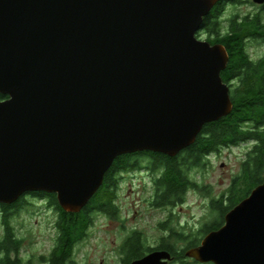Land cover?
I'll list each match as a JSON object with an SVG mask.
<instances>
[{"label": "water", "instance_id": "95a60500", "mask_svg": "<svg viewBox=\"0 0 264 264\" xmlns=\"http://www.w3.org/2000/svg\"><path fill=\"white\" fill-rule=\"evenodd\" d=\"M218 1L0 0V203L40 191L79 212L116 157L174 156L227 115V51L196 38ZM184 254L264 264V181Z\"/></svg>", "mask_w": 264, "mask_h": 264}, {"label": "trees", "instance_id": "16d2710c", "mask_svg": "<svg viewBox=\"0 0 264 264\" xmlns=\"http://www.w3.org/2000/svg\"><path fill=\"white\" fill-rule=\"evenodd\" d=\"M237 3H239L238 0H219L203 18L199 28L207 34L211 44H222L227 51L228 63L221 72V78L229 86L232 101L231 111L216 121L206 123L195 141L174 156L152 151H138L116 157L106 171L100 188L79 212L64 211L59 206L55 194L41 192L45 193L50 203L60 211L57 222V244L49 254L47 264H67V262L72 261L74 247L81 243L87 235V230L93 221L92 214L95 212L104 213L109 217H118L119 206L115 202V191L120 179L117 175L119 172L137 166L140 161H147V168L156 174L153 179L155 191L152 203L156 206L173 205L183 199L184 193L188 189L197 187V183L190 178L192 168L205 165L210 154H215L221 144L236 143L252 136V132L245 127V123L249 121L257 124L264 123V75L260 76L261 80L248 81L249 57L245 40L249 35L262 31V26L259 25L258 18L249 19L248 16H244L241 21L237 22L234 20V15L228 19L229 26H223L222 18L226 7ZM234 76H240V80L237 84H230V79ZM5 98L6 96L0 94V100ZM257 135L262 142L263 152L255 158L254 169L238 177V183H234L233 186L237 188V191H240L243 189L242 184H248L249 182L251 188L249 187L246 190L247 193L243 196L230 191L231 203L226 207L224 215L230 208L246 197L255 184L261 182L264 178L262 173L264 169V132ZM25 194L11 204L0 203L4 214L6 213L3 219L5 236L0 240V252L3 254L0 258V264H36L32 260L23 261L17 256L21 240L16 237L13 227L6 218L10 208L24 203L23 196ZM216 199L211 200V207L216 203ZM217 200H220V198ZM224 215L218 223L214 221L206 223L198 233L191 236H183L170 228L168 239L162 238L156 248L147 246L139 231L131 230L119 248L122 264H129L130 261L140 258L155 249H167L175 256L177 261L184 262L187 257L184 254L185 250L197 246L202 239L197 234L204 236L209 231L219 228L223 224ZM167 226L163 225V227ZM185 239H187V243L184 247L177 248L175 242L178 240H184L185 242Z\"/></svg>", "mask_w": 264, "mask_h": 264}, {"label": "rangeland", "instance_id": "374dc122", "mask_svg": "<svg viewBox=\"0 0 264 264\" xmlns=\"http://www.w3.org/2000/svg\"><path fill=\"white\" fill-rule=\"evenodd\" d=\"M251 10L246 0L228 5L222 18L223 26H229L228 19L232 15L242 17ZM245 150V145L240 144L222 153L210 154L205 165L190 171V178L197 183V187L188 189L183 199L173 205L156 206L152 203L155 191L153 179L156 174L147 168V161H140L137 166L119 172L117 175L120 179L115 191L118 217H109L101 212L92 214L93 221L87 235L81 243L75 245L72 261L67 264H122L119 248L131 230L139 231L145 244L156 248L162 238L168 239L170 228L183 236H191L198 233L206 223H218L231 203L230 196L220 198L221 193L229 188L232 178L238 174ZM249 187V182L243 183L242 190L237 191L233 187L231 193L243 196ZM24 198L23 205L26 208L12 216L10 222L16 237L21 240L18 256L39 264V256H47L57 242L55 207L47 196L26 194ZM215 198L220 200L216 199L211 207V200ZM1 236L0 226V239ZM197 236L203 237L199 234ZM186 243L187 239L185 242L178 240L175 245L181 248ZM169 264L213 263H200L186 257L184 262L175 260Z\"/></svg>", "mask_w": 264, "mask_h": 264}, {"label": "flooded vegetation", "instance_id": "af4514ba", "mask_svg": "<svg viewBox=\"0 0 264 264\" xmlns=\"http://www.w3.org/2000/svg\"><path fill=\"white\" fill-rule=\"evenodd\" d=\"M238 1L240 2L241 0H238ZM247 3L250 4V7L252 8V10L245 16H248L249 19L258 18L259 25L262 26V29H261L262 31H258L259 33H257V34L249 35L245 39L246 44H247L248 57H249V68L247 70L248 81L250 80L251 82H254L255 80L256 81L261 80L262 78L260 76L264 75V19H263V17H264V0L261 3H257L254 0H246V4ZM243 17L244 16L240 17L239 15H235L234 20H236L238 22V21H241L243 19ZM224 32H225V30H224ZM201 35H204V36L200 37ZM196 38L209 42L207 34L203 30H200V29L196 32ZM239 80H240V76H234L230 79V84H237L239 82ZM245 127L247 128V130L252 132V136H250L246 140H241V141L236 142V143L221 144L218 151L216 152V153H222L224 150H228L232 146H238L240 144H244L246 147L245 155H244V158L240 164L238 174L232 178L231 184L229 185V188L225 192L221 193L220 198H225V197L229 196V192L232 190L234 183L238 182V177H240L242 174H245L246 172H251L255 167V161H254L255 158L258 157L259 154H261L263 152V145H262L261 140L258 139L257 134L260 135V133L264 132V123L257 124L255 122L249 121L248 123H245ZM255 133H257V134L254 135ZM263 157H264V154H263ZM262 173L264 176V169H263ZM263 181H264V178L261 180V182H263ZM261 182L255 184V186L260 184ZM27 194L28 195L31 194L33 196H46L45 193H41L40 191H35L33 193L31 192V193H27ZM23 197H26V194ZM24 199L25 198H23V200ZM53 207H55V211H54L56 213L55 228L57 229V236H58L57 222H58V219L60 216V211L58 210V208L55 205H53ZM25 208H26V206L23 204L16 206L14 208H10L8 211V214L6 215V218L10 222L12 216H15V214L19 213L21 209H25ZM5 214L3 212V208L0 206V226L2 229L1 239L5 236V225L3 224V219H4ZM10 225H11V222H10ZM13 232L15 234L14 228H13ZM56 244H57V242H55V244H54V246H53V248L49 254H51V252L54 250V248L56 247ZM49 254L47 256H42V257L39 256V258H38L39 264H47ZM2 255L3 254L1 253V257H2ZM170 255H171V259L166 264H169L170 262H173L176 260L175 256L172 255L171 252H170ZM13 256H14V254H13ZM17 256H18V253H17ZM22 260L28 261L29 259H27V260L22 259Z\"/></svg>", "mask_w": 264, "mask_h": 264}]
</instances>
